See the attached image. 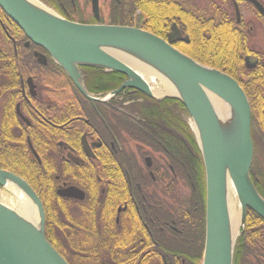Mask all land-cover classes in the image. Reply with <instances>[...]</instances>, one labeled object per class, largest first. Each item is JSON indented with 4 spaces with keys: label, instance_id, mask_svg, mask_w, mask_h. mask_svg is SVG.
<instances>
[{
    "label": "flooded vegetation",
    "instance_id": "flooded-vegetation-1",
    "mask_svg": "<svg viewBox=\"0 0 264 264\" xmlns=\"http://www.w3.org/2000/svg\"><path fill=\"white\" fill-rule=\"evenodd\" d=\"M40 1L66 20L78 23L77 16L85 11L86 21L97 22L91 0H69L70 5L68 0ZM233 2L240 13L241 32L246 23L240 10L244 3L264 23V15L251 3L230 0L227 10L234 23ZM214 4L215 9H225L222 3ZM101 10H106V20ZM98 11L99 23H141L143 15L134 9V0H98ZM4 17L0 15V138L25 142L19 167L28 169V159L30 165L53 172L54 195L66 211L65 249L71 264H200L205 172L185 109L128 88L103 102H90L80 94L84 105L74 102L75 87L57 74L48 54L23 34L10 36V21ZM189 43L188 38L173 47L182 52ZM34 53L44 56L46 64H39ZM247 57L258 63L245 61ZM260 57L253 52L244 56L242 90L246 98L245 90L254 95L257 106L256 115L250 108L249 177L264 200V88L252 84L255 73L264 75V67H256ZM80 72L84 88L94 98H105L126 80L92 67ZM253 88L261 92L252 93ZM60 189H69V197L59 196ZM44 215L46 219L45 209ZM61 217L54 220L55 234ZM244 248L264 252V220L249 209L235 241L233 264H239L235 251ZM253 264H264V258Z\"/></svg>",
    "mask_w": 264,
    "mask_h": 264
},
{
    "label": "water",
    "instance_id": "water-1",
    "mask_svg": "<svg viewBox=\"0 0 264 264\" xmlns=\"http://www.w3.org/2000/svg\"><path fill=\"white\" fill-rule=\"evenodd\" d=\"M35 1L41 7L29 0H0V10L29 42L48 54L85 100L103 102L128 88L156 101L175 100L184 107L205 172V240L200 264H233L246 209L264 220V200L249 177L253 159L251 112L238 82L175 49V42H188V38L181 37L174 23L164 40L137 27L70 22ZM245 1L264 15L256 0ZM233 5L238 24L240 13ZM91 11L98 21V0H91ZM34 57L39 64H46L44 56L34 53ZM245 61L257 64L258 59L247 57ZM81 67L117 73L126 80L105 98H94L84 88ZM144 69L155 75L154 81L142 76ZM155 90L162 94L156 96ZM211 98L225 105L227 113L222 117ZM228 183L240 217L237 234L230 228ZM7 186L25 196L33 215L28 219L0 203V264H67L45 238L44 211L33 189L20 177L0 169V187ZM58 195L69 197V189L58 190Z\"/></svg>",
    "mask_w": 264,
    "mask_h": 264
},
{
    "label": "trees",
    "instance_id": "trees-1",
    "mask_svg": "<svg viewBox=\"0 0 264 264\" xmlns=\"http://www.w3.org/2000/svg\"><path fill=\"white\" fill-rule=\"evenodd\" d=\"M216 2L222 3L225 9H215L213 7L215 2L211 0L206 1L207 5H201V1L198 0H134V9L143 14L141 16V23L112 22L106 24L137 27L156 37L165 39L168 27L174 22L181 29V32L189 38V45L184 46L182 49V52L186 56L203 65L224 72L237 81L242 89H245L242 83L244 72L243 58L252 52L248 47L247 35L245 34V30L241 32L242 24L235 25L233 16L227 10V7L231 4L230 0H217ZM67 4L70 5L69 0ZM0 15L4 16L1 12ZM115 15L112 13L111 17L114 19ZM77 20L80 24L94 23L85 21L81 13L77 16ZM9 24L11 26L10 36L13 34H22L11 22ZM3 47L5 51H8L6 45L3 44ZM260 61L257 67H264L261 57ZM55 67L57 74L59 73L68 80L67 82H70L64 72L57 66ZM253 77L255 79L252 84L260 85L264 88V75L255 73ZM71 91L73 93L71 99L80 105H84L79 93L74 88ZM255 92L261 91L253 88L252 93ZM245 93L250 108L254 110L253 113L256 115L257 106L254 104L252 98L254 95L251 96L246 90ZM163 101L175 102L181 106L175 100L165 99ZM152 114L158 117L156 115L159 113L154 111ZM32 142L37 143V140L33 139ZM22 149H26V144L23 140L0 138V169L22 177L35 191L42 204H44L43 207H45V237L63 259L68 264H71L65 249L66 211L64 207H61L60 201L54 195V186L52 185L51 177L53 172L47 169H39L36 167V164L30 165L28 159L25 162L28 169L19 167L18 163L20 162L18 160L20 161ZM8 152L11 153V156L7 155ZM55 208H57L56 212ZM60 215L63 219L60 221L59 233L55 234L52 231L54 220L57 216L60 217ZM235 256L239 264H241L239 262L241 257L243 264H253L256 258H264V252L263 250H256V248H244L243 250H236Z\"/></svg>",
    "mask_w": 264,
    "mask_h": 264
},
{
    "label": "rangeland",
    "instance_id": "rangeland-1",
    "mask_svg": "<svg viewBox=\"0 0 264 264\" xmlns=\"http://www.w3.org/2000/svg\"><path fill=\"white\" fill-rule=\"evenodd\" d=\"M103 1L104 3H108V0H103ZM198 1H201L200 3L201 5H207L206 1L208 0H198ZM211 1H214L216 3V0H211ZM260 2L264 6V0H260ZM240 10L242 14V19L246 22L244 23V26H245V34L247 35V39H248V47L254 54H256L259 57L261 56L262 63L264 65V23H262L263 22L262 20L258 19L257 13H255L253 8L250 7L248 4L245 3L242 4ZM88 12L90 14V11ZM80 13L82 14L84 20L86 21L88 19L87 12L82 11ZM101 15L103 16L102 19L106 20V15H107L106 10H101ZM189 124H190V120H189ZM190 128H191V124H190ZM19 201H20V197H18L17 193L12 192L7 187L0 188V203L2 205L12 210L18 211Z\"/></svg>",
    "mask_w": 264,
    "mask_h": 264
},
{
    "label": "bare ground",
    "instance_id": "bare-ground-1",
    "mask_svg": "<svg viewBox=\"0 0 264 264\" xmlns=\"http://www.w3.org/2000/svg\"><path fill=\"white\" fill-rule=\"evenodd\" d=\"M31 2H33L34 4L40 6L35 0H29ZM41 7V6H40ZM143 71V77L145 78H149L150 80L154 81V74H151V72H149L148 70L144 69ZM160 83H162L164 91L166 89V85L164 84V82L162 80H160ZM153 94H155L156 96L161 95V92H157L156 90L153 91ZM211 101L213 103V106L215 107L217 114H219L221 117L222 115H224V113H227V109L225 107V105L223 103H221L220 101H218L217 99L211 98ZM8 189H10L12 192L17 193L18 197H20V201L18 204L20 213L28 218L31 219L32 218V211H30V206L29 203L27 201V199L25 198V196L23 194H21L20 192H18L17 190H15V188L7 186ZM229 191V192H228ZM227 202H228V210H229V222H230V228H231V232L232 233H238L237 229H238V224L240 222V217L239 214H237V201L235 200V196H234V191L233 188L231 187V185L228 183L227 184Z\"/></svg>",
    "mask_w": 264,
    "mask_h": 264
}]
</instances>
